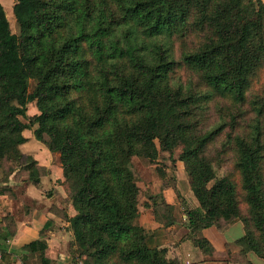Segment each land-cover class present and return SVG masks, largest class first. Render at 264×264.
Masks as SVG:
<instances>
[{
    "label": "trees",
    "instance_id": "1",
    "mask_svg": "<svg viewBox=\"0 0 264 264\" xmlns=\"http://www.w3.org/2000/svg\"><path fill=\"white\" fill-rule=\"evenodd\" d=\"M12 7L17 32L0 0V183L18 169L39 185L42 168L21 148L28 133L59 152L75 214L51 209L69 222L75 259L181 264L138 224L134 166L147 159L163 177L176 148L199 202L186 209L191 234L241 221L242 252L264 257V0ZM155 210L165 224L176 221L166 201ZM47 248L42 236L27 244L23 264H51ZM0 253V264H16L7 246Z\"/></svg>",
    "mask_w": 264,
    "mask_h": 264
},
{
    "label": "crops",
    "instance_id": "2",
    "mask_svg": "<svg viewBox=\"0 0 264 264\" xmlns=\"http://www.w3.org/2000/svg\"><path fill=\"white\" fill-rule=\"evenodd\" d=\"M27 136L28 140L21 148L32 155L42 168L40 183L34 185L25 176L19 179L16 177L18 169L9 175L7 182L0 183V246H7L16 264H23L24 247L42 236L48 244L46 256L51 264H83L74 258L77 254H74V235L69 222L51 209L53 204H61L60 197L63 198L65 193L59 154L40 144L31 133ZM166 162L169 167L164 166L163 178L157 172L158 164H146L157 178L153 180L151 177L144 182L148 185V196L143 197L141 191L138 224L149 232L150 243L167 248V256L181 264H264V257L254 251L242 252L239 240L245 235V228L241 221L225 227L210 226L197 235L191 234L186 225V209L196 208L199 202L196 197H191L188 175L182 171L183 167L185 169L183 162L175 159L174 154L173 161L167 159ZM138 181L141 182L140 179ZM2 185L9 187L3 188ZM163 200L174 207L176 221L173 224H165L156 215L155 205L162 204ZM68 212L73 216L74 207ZM201 238L209 242L204 248L197 242Z\"/></svg>",
    "mask_w": 264,
    "mask_h": 264
},
{
    "label": "rangeland",
    "instance_id": "3",
    "mask_svg": "<svg viewBox=\"0 0 264 264\" xmlns=\"http://www.w3.org/2000/svg\"><path fill=\"white\" fill-rule=\"evenodd\" d=\"M2 2L5 4V7H6L5 10H6V13H7V16H8L9 21H11L12 29H13L14 32H17L18 27H17V24H16V18H15V15L13 13V7H12V5L14 3V0H2ZM36 112H37V108L35 107V104L34 103L29 104V106H28V114L29 115H32V114H35ZM31 136H33L32 133H31ZM29 147H31V146H29ZM47 149H49V148H47ZM29 151H31V150H29ZM54 153L59 154V152H54ZM179 154H180V149L179 148H176V150L174 152L175 159H178ZM59 160H60V154H59ZM168 162L163 163V167H164V165H168V167H169ZM146 164L147 165L148 164L150 165V162L147 159H144V158H135V160H134L135 171H136V173L138 175V180L140 179V181H141L139 183L141 185V191H143V197L148 196V193H147V190H146V187L148 185H146L144 182L146 180H148V179H151V177L153 178V180H155L157 178L156 175L153 174V172L152 173L150 172V170H149L150 167L149 166H146ZM161 165L162 164H160V166ZM182 171L185 174H187V172L184 169V167H183ZM218 171H219V174H223L224 168H221ZM157 172H159V171L157 170ZM20 175L21 176L18 177L19 179H21L23 176H25V178L27 177V174H25V173L20 174ZM159 177L160 178H163L160 175H159ZM162 182H163V184H165V182L163 180H161V183ZM151 184H153V182ZM25 185L26 184H23L22 186L25 187ZM156 185H157V183H156ZM63 187H64V192L65 193H63V198L60 197L59 203H61V204H59V206H61L63 208L64 207H68V211H71L72 208H73V206H72L71 202H69V204L66 203L65 200L68 197V193H67V191L65 189V186H63ZM20 191H21V189H20ZM191 197L195 198V196L193 195V193H191ZM195 200H197V199L195 198Z\"/></svg>",
    "mask_w": 264,
    "mask_h": 264
},
{
    "label": "built area",
    "instance_id": "4",
    "mask_svg": "<svg viewBox=\"0 0 264 264\" xmlns=\"http://www.w3.org/2000/svg\"><path fill=\"white\" fill-rule=\"evenodd\" d=\"M0 258H1V253H0Z\"/></svg>",
    "mask_w": 264,
    "mask_h": 264
}]
</instances>
